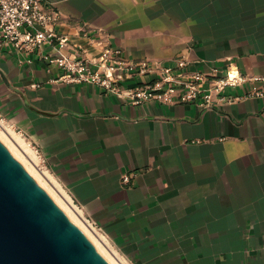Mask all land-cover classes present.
<instances>
[{"label": "crops", "instance_id": "obj_1", "mask_svg": "<svg viewBox=\"0 0 264 264\" xmlns=\"http://www.w3.org/2000/svg\"><path fill=\"white\" fill-rule=\"evenodd\" d=\"M47 1L61 12L57 30L75 44L87 43L84 25L130 59L169 65L184 56L189 70L222 75L233 64L264 76V0ZM62 73L0 50V117L39 149L117 259L264 264V97L212 108L135 104L93 83L57 81ZM255 86L264 81L226 93Z\"/></svg>", "mask_w": 264, "mask_h": 264}, {"label": "built area", "instance_id": "obj_2", "mask_svg": "<svg viewBox=\"0 0 264 264\" xmlns=\"http://www.w3.org/2000/svg\"><path fill=\"white\" fill-rule=\"evenodd\" d=\"M61 18V12L47 0H0V50L13 49L20 64L37 59L50 68H60L63 73L57 81L93 83L135 104L150 100L167 105L195 102L203 108H212L242 98L264 97V88L256 86L240 95L226 93L228 87L251 80L264 81V76L242 73L237 65L230 64L225 74L216 75L217 68L212 74L187 69L190 61L184 56L176 57L169 65L130 59L121 48L110 43L102 30L93 32L84 25L81 36L87 43L75 44L67 34L57 30ZM147 75L154 77L132 85L125 83L130 78ZM130 179V173L123 175V182Z\"/></svg>", "mask_w": 264, "mask_h": 264}, {"label": "water", "instance_id": "obj_3", "mask_svg": "<svg viewBox=\"0 0 264 264\" xmlns=\"http://www.w3.org/2000/svg\"><path fill=\"white\" fill-rule=\"evenodd\" d=\"M0 264H111L1 140Z\"/></svg>", "mask_w": 264, "mask_h": 264}, {"label": "bare ground", "instance_id": "obj_4", "mask_svg": "<svg viewBox=\"0 0 264 264\" xmlns=\"http://www.w3.org/2000/svg\"><path fill=\"white\" fill-rule=\"evenodd\" d=\"M5 123L4 119L1 120ZM7 129L0 123V140L14 154V156L23 164V166L31 173V175L49 192L53 199L61 206L75 224L85 233V235L95 244L98 250L107 258L111 264H124L117 259L112 251L108 249L104 241L99 238L90 224L86 222L70 196L57 187V182L52 175L46 170H41L37 166L39 156L32 149L31 144L27 142L21 134L11 125H7ZM48 174V176H47ZM52 181V182H51ZM56 182L57 184H54ZM98 235V236H97Z\"/></svg>", "mask_w": 264, "mask_h": 264}, {"label": "rangeland", "instance_id": "obj_5", "mask_svg": "<svg viewBox=\"0 0 264 264\" xmlns=\"http://www.w3.org/2000/svg\"><path fill=\"white\" fill-rule=\"evenodd\" d=\"M5 121V123H3L2 121H1V118H0V123L3 125V127L5 128V129H7L8 127H7V125L9 124V125H11L12 127L14 126V125H12L10 122H8V121H6V120H4ZM14 129H16L20 134H21V136L27 141V142H29L30 144H31V147H32V149L33 150H35L36 152V154L39 156V163L37 162V166H39V168L41 169V170H46L47 172H48V170H47V167H46V162H45V160H44V158H43V156L41 155V153H40V151H39V149L38 148H36L35 147V145H33L31 142H30V140L27 138V136H26V134L20 129V128H17L16 126H14L13 127ZM47 176H48V174H47ZM52 182V181H51ZM54 184H56L55 182H53ZM82 214V213H81ZM83 215V214H82ZM83 218L86 220V222L88 223V224H90L91 225V227H93V229H94V231L96 232V233H98L97 232V229H95L94 228V226L83 216ZM98 235H99V238H101L103 241H104V239L102 238V236L98 233ZM97 235V236H98ZM106 246L108 247V249L111 251L112 249L109 247V245L108 244H106ZM116 257L117 258H119L118 256H117V254H116ZM124 264H128L126 261H124Z\"/></svg>", "mask_w": 264, "mask_h": 264}]
</instances>
